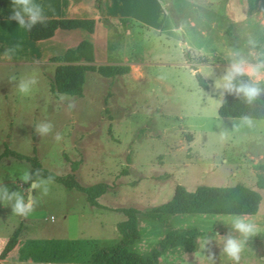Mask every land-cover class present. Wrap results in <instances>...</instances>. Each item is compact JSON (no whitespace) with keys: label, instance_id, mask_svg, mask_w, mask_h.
I'll return each mask as SVG.
<instances>
[{"label":"rangeland","instance_id":"rangeland-1","mask_svg":"<svg viewBox=\"0 0 264 264\" xmlns=\"http://www.w3.org/2000/svg\"><path fill=\"white\" fill-rule=\"evenodd\" d=\"M165 2L170 15L169 37L175 42L158 43L156 48L162 50V61L174 65H149L144 69L146 79L127 81L97 71L95 85L88 79L85 93L78 97L63 94L65 99L61 101L62 94L51 90L52 79L39 78L31 94L24 96L15 89L17 82H10L12 76H24L23 71L14 67L2 70L0 153L9 146L25 155H37L44 168L57 174L71 173L72 163L80 160L76 178L81 184L107 182L116 185L115 190L109 191H137L136 198L142 200H154L156 191L169 194L178 183L191 191L200 184L241 183L256 189L253 164L264 163V120L251 119L249 125L241 123L240 118L218 114L223 97L216 83L233 55L226 46L231 40L232 46H243L241 39L235 41L223 19L225 0ZM177 28L183 30V38ZM117 34L112 32L111 41ZM184 43L199 67L196 71L210 82L208 90L199 85L196 71L186 63ZM202 56L207 57V63H201ZM69 103L75 105L72 110L68 109ZM45 120L54 124V130L42 138L35 133L34 125ZM57 133L61 136L59 141L54 139ZM188 144L191 145L186 147ZM174 146L178 149L169 159H175L180 167H174L170 178L157 177L167 170L160 164L162 154ZM132 159L137 170L127 177ZM27 168H31L27 160L3 157L0 185L12 191L27 189L29 185L19 180L20 172ZM141 174L155 177L131 187ZM55 191L79 193L57 181L49 185L45 198L53 201L55 212L62 209L89 213L79 200ZM259 191L264 207V190ZM79 195L83 199L84 194ZM155 197L152 202L165 203L172 195ZM105 217L97 216L98 220ZM105 229L113 231L111 224ZM115 234L119 236L118 230Z\"/></svg>","mask_w":264,"mask_h":264},{"label":"crops","instance_id":"crops-1","mask_svg":"<svg viewBox=\"0 0 264 264\" xmlns=\"http://www.w3.org/2000/svg\"><path fill=\"white\" fill-rule=\"evenodd\" d=\"M37 2L44 7L47 18L95 19L94 32L88 34L81 29L58 28L49 38L33 40L29 32L19 28L18 22L8 19L12 13L11 0H0V57L3 56L6 47L16 44L22 46L12 60L0 59V74L2 70L6 72L7 69L14 67L15 70L23 71L24 76L35 75L37 80L40 78L50 81L54 77L56 67L66 63L53 59L63 57L68 50L77 47L84 39H89L93 43L94 60L89 64L97 67L128 64L131 66L130 72L118 75L127 81H130L129 78L137 81L146 79L144 69L149 65H174L173 62L162 61L160 57L162 50L156 48L158 43L167 45L175 42L169 37L170 15L165 0H37ZM223 19L231 28L230 34L234 35L235 41L240 39L243 41V46L239 48L232 46V40L229 43L227 41L229 46L226 47L230 53L238 51L252 61L264 60V0H225ZM112 32L114 35L117 32L120 34L115 36L114 41H111ZM95 74L97 71H87L85 84L90 79L91 84L95 85L99 78ZM176 149L178 146L162 154L163 160L160 164L167 170L157 177L170 178L174 175L172 172L174 167H180L175 159H169ZM134 165L132 159L129 162L127 177L131 176L133 170H137ZM154 177L141 174L131 182L133 185L131 187ZM111 189L115 190L116 185H112ZM256 189L264 190L257 186ZM77 192L79 193L74 195L73 191L54 193L79 200L89 211L88 214H85V210L72 213L71 210L60 209L55 212L51 207L53 201L42 197L39 191L33 193L36 201L35 210L26 218L12 214L11 207L2 203L0 253L14 231L20 226L22 229L18 244L6 258L0 259V264H94L92 261L94 252L103 243H112L119 238L115 234L117 223L125 220L126 216L117 209L136 207L146 210L163 203L152 202L156 201V194L159 197L172 195L173 198L175 189L168 191L169 194L156 191L154 200L137 199L135 193L137 191H107L98 199L104 207L91 205L83 192ZM79 194H84L83 199ZM263 208L261 206L256 214L190 213L177 218L172 224L173 227L179 229L196 227L201 230L198 248L195 251H188L183 245L169 247L161 251L155 264L232 263L222 254L219 238L229 231V222L234 215L246 216L259 228L255 235L247 239L240 264H264ZM98 214L106 216L105 220H98ZM110 216H114V219ZM108 224L112 225V232L106 231L105 226ZM138 231L139 237L128 245L129 250L137 254H147L158 246L165 236V226L150 217L139 219Z\"/></svg>","mask_w":264,"mask_h":264},{"label":"trees","instance_id":"trees-1","mask_svg":"<svg viewBox=\"0 0 264 264\" xmlns=\"http://www.w3.org/2000/svg\"><path fill=\"white\" fill-rule=\"evenodd\" d=\"M120 21L126 22L127 20L120 19ZM95 24L96 20L93 18H47L45 24H38L29 34L33 40L49 38L58 28L81 29L92 34ZM185 58L191 69L198 70L190 51L185 53ZM53 60L66 63L56 67L51 90L73 96L83 94L87 71H98L105 76H116L127 74L131 70V66L128 64L101 65L99 67L89 64L94 60L93 43L89 39H84L77 47L68 50L63 57H56ZM200 61L207 63V57L202 56ZM196 78L203 89L210 88V82L199 71L196 72ZM218 114L220 117L241 118L248 116L251 119L264 120V95L251 104L246 103L243 98L237 99L232 95H224ZM8 156L18 160H27L31 164L33 172L36 169H41L45 177L50 175L67 188L83 192L87 201L93 206L104 207L98 199L112 188V185L107 182L81 184L76 178V171L81 164L80 160L72 163L71 173L57 174L44 168L37 155H25L6 146L0 153V161L3 157ZM253 168L257 176L256 186L264 189V163H254ZM262 200L263 196L257 189L241 183L233 186L200 184L192 191L183 184H177L174 196L168 202L146 210L136 207L117 209L126 216L125 220L117 223L119 238L112 243H103L94 252L92 261L94 264H155L161 251L169 247L183 245L188 251H195L198 248V237L201 230L196 227L175 228L172 224L177 218L190 213L256 214L260 210ZM141 217L153 218L165 226L164 238L158 246L144 255L131 252L128 248V245L139 237L138 222ZM21 229L20 226L10 236L0 253V259L6 258L16 247Z\"/></svg>","mask_w":264,"mask_h":264},{"label":"clouds","instance_id":"clouds-1","mask_svg":"<svg viewBox=\"0 0 264 264\" xmlns=\"http://www.w3.org/2000/svg\"><path fill=\"white\" fill-rule=\"evenodd\" d=\"M12 13L8 17L10 21L18 22L19 28L31 32L38 24H45L47 16L42 4L37 0H11ZM20 44L9 46L4 49L0 59L12 60L14 54L21 49ZM10 82L15 83V89L19 94L28 96L37 85L38 80L35 75L12 76ZM216 88L220 90L221 96L232 95L237 99L243 98L246 103H253L260 96L264 95V60L252 61L239 52L233 53L230 62L224 69L220 80L216 83ZM65 95H60L59 100L63 101ZM74 103L68 104V109L72 110ZM241 123L251 124V118L242 116ZM35 133L40 137H46L53 133L54 124L45 120L34 125ZM54 139L59 141L60 134H55ZM20 182L28 184L29 187L21 191H12L7 186L0 185V202L8 204L12 209V214L21 217H28L35 210V197L33 193L39 191L41 196L49 194V185L55 182L54 177L43 175L41 169L35 172L27 168L20 172ZM15 183V178L13 180ZM259 231L256 223L250 221L244 215H234L229 222V231L219 238L222 244V254L225 255L232 264H240L241 254L245 250L247 239Z\"/></svg>","mask_w":264,"mask_h":264},{"label":"water","instance_id":"water-1","mask_svg":"<svg viewBox=\"0 0 264 264\" xmlns=\"http://www.w3.org/2000/svg\"><path fill=\"white\" fill-rule=\"evenodd\" d=\"M177 31L181 35V37H183V31H182V29L181 28H177ZM183 48H184V51L185 52H188V47H187V44L186 43L183 44Z\"/></svg>","mask_w":264,"mask_h":264}]
</instances>
